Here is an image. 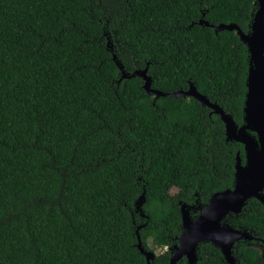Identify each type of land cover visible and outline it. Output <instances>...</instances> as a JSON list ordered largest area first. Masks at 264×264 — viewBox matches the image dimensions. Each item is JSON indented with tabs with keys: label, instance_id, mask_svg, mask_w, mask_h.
Wrapping results in <instances>:
<instances>
[{
	"label": "trees",
	"instance_id": "1",
	"mask_svg": "<svg viewBox=\"0 0 264 264\" xmlns=\"http://www.w3.org/2000/svg\"><path fill=\"white\" fill-rule=\"evenodd\" d=\"M255 0H0V264H169L180 202L232 187L240 142L198 90L241 124ZM193 23V24H192ZM144 195L143 212L136 200ZM198 212L192 211L196 217ZM234 226L239 264H264V206L250 198ZM146 223L145 225H143ZM143 225L137 228L139 225ZM161 251L156 252L157 249ZM197 264H226L211 242ZM177 264H187L185 257Z\"/></svg>",
	"mask_w": 264,
	"mask_h": 264
},
{
	"label": "water",
	"instance_id": "2",
	"mask_svg": "<svg viewBox=\"0 0 264 264\" xmlns=\"http://www.w3.org/2000/svg\"><path fill=\"white\" fill-rule=\"evenodd\" d=\"M198 22L213 27L215 32L223 29L235 30L247 47L248 69L241 124L216 101L200 92L193 82L189 83L187 89L162 91L152 87L148 65L143 69L126 71L116 54H113V59L122 71L120 80L141 76L144 79L145 92L155 95L156 98L194 97L202 105L209 107L211 112L220 115L227 140L243 145L245 157H241L240 151L236 154L232 187L214 192L207 202H197L194 205L180 202L181 233L178 243L171 249L169 260V264H177L185 257L187 264H197L199 244L211 242L220 249L226 264H239L234 245L240 241L251 245L250 241H257L258 238L248 227L232 225L229 217L241 213L250 198H256L264 206V0H255L247 31L235 22L212 24L204 18ZM143 203L142 194L136 200V210L145 215ZM192 211L198 212L196 217L192 216ZM143 225L138 226L137 232ZM137 237L138 248L145 255L147 263L151 264L156 255L155 251L145 248L140 233Z\"/></svg>",
	"mask_w": 264,
	"mask_h": 264
},
{
	"label": "rangeland",
	"instance_id": "3",
	"mask_svg": "<svg viewBox=\"0 0 264 264\" xmlns=\"http://www.w3.org/2000/svg\"><path fill=\"white\" fill-rule=\"evenodd\" d=\"M159 251H161V249L158 248V249L156 250V252H159Z\"/></svg>",
	"mask_w": 264,
	"mask_h": 264
}]
</instances>
